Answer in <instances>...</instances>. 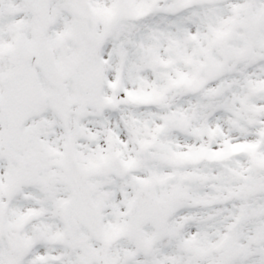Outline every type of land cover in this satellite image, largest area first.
Masks as SVG:
<instances>
[{"label": "snow or ice", "instance_id": "obj_1", "mask_svg": "<svg viewBox=\"0 0 264 264\" xmlns=\"http://www.w3.org/2000/svg\"><path fill=\"white\" fill-rule=\"evenodd\" d=\"M0 264H264V0H0Z\"/></svg>", "mask_w": 264, "mask_h": 264}]
</instances>
